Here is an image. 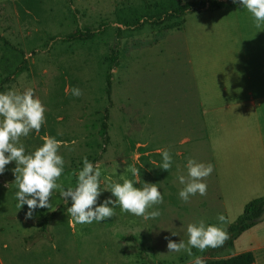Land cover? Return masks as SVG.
I'll use <instances>...</instances> for the list:
<instances>
[{
  "label": "rangeland",
  "instance_id": "obj_1",
  "mask_svg": "<svg viewBox=\"0 0 264 264\" xmlns=\"http://www.w3.org/2000/svg\"><path fill=\"white\" fill-rule=\"evenodd\" d=\"M196 1L0 0V93L32 88L45 108L40 132L20 139L25 153L40 147L45 136L75 141L72 150L58 151L65 162L58 183L74 188L72 173L83 168L86 157L101 170L97 205L115 200L103 190L106 178L136 179L129 166L140 170L134 187L156 184L163 196V203L148 210L161 215L147 221L116 207L111 218L76 224L66 211L70 198L65 205L54 190L51 207L37 208L26 219L27 205L17 208L16 165L10 162L0 174V264H192L195 258L185 251L168 252V240L187 244V225L200 220L226 230L217 219L222 208L211 174L202 181L206 195L197 193L188 202L179 198L184 185L178 177L187 176L188 159L208 165L204 146L202 152L191 141L177 145L190 133L202 134L197 106L173 104L179 88L189 85L188 27L214 16L187 12L178 30L181 17L174 8ZM225 1L218 3L229 8ZM239 6L217 14L239 17L244 9ZM245 24L249 29H241ZM232 26L235 33L255 32L251 21ZM72 88L82 95L73 96ZM163 149L172 157L168 171L159 168ZM247 236L234 243L235 251L251 243ZM222 247L211 248L207 261L224 257Z\"/></svg>",
  "mask_w": 264,
  "mask_h": 264
},
{
  "label": "crops",
  "instance_id": "obj_2",
  "mask_svg": "<svg viewBox=\"0 0 264 264\" xmlns=\"http://www.w3.org/2000/svg\"><path fill=\"white\" fill-rule=\"evenodd\" d=\"M222 3L206 4L199 11L188 12H211L214 16L188 27L185 63L189 85L188 89L184 85L179 88V99L173 104L186 105L188 110L190 104L197 106L199 118L195 120L202 134L190 133L177 145L191 141L198 143L197 150L204 146L207 164L213 167L210 179L227 221L224 223L227 231L246 203L264 195V22L256 27L246 9L239 17H230L227 12L217 14L220 9L240 7L239 2H229V8ZM184 15L180 16L178 30ZM231 19L251 21L255 32L235 33ZM241 29L249 26L245 24ZM245 233L251 243L235 251L234 243ZM191 250L194 258L199 255L207 260L212 256L211 248L204 252ZM221 250L226 254L221 259L250 252L252 264H264V219Z\"/></svg>",
  "mask_w": 264,
  "mask_h": 264
},
{
  "label": "clouds",
  "instance_id": "obj_3",
  "mask_svg": "<svg viewBox=\"0 0 264 264\" xmlns=\"http://www.w3.org/2000/svg\"><path fill=\"white\" fill-rule=\"evenodd\" d=\"M237 3V0H232ZM242 8L246 9L254 19L256 27L264 22V0H238ZM71 94L79 97L82 92L79 88H72ZM45 108L43 103L34 96V90L28 88L23 92L8 91L0 93V174H3L10 162H15L13 173L14 183L17 187L15 198L17 208L27 205L28 211L25 218H32L33 211L37 208L51 207L50 197L53 191L58 190L65 205L71 200V206L66 211L76 224H91L93 221L101 222L115 215L114 209L120 208L122 213H129L145 220L161 215L159 210L148 211L154 205L163 203V196L156 184L143 183L142 187H134L140 183V170L129 166V171L136 179H124L123 183L113 182L106 178V187L103 190L111 192L115 200L108 198L97 205L101 195L100 188L101 170L99 165H93L85 157L83 168L72 175L76 177V186L64 188L58 180L64 172V159L58 154L61 147L71 149V144L57 140L54 137H43V144L32 153L26 154L21 137H27L30 132H40L45 123ZM162 156L159 168L168 171L172 165V157L167 149L158 150ZM187 176L180 175L179 183L184 187L179 191V198L188 202L190 196L197 193L206 195L207 185L202 182L213 171L211 164L205 165L194 159H188ZM109 205H112L111 207ZM221 223H226L224 215H218ZM187 244L180 241L175 243L168 240V252L185 251L192 256V248L201 252L209 248L222 247L230 239L229 233L218 226H206L203 220L199 223L187 225ZM176 235L175 233H172ZM165 239H168L165 237ZM193 264H206L201 257H195Z\"/></svg>",
  "mask_w": 264,
  "mask_h": 264
},
{
  "label": "trees",
  "instance_id": "obj_4",
  "mask_svg": "<svg viewBox=\"0 0 264 264\" xmlns=\"http://www.w3.org/2000/svg\"><path fill=\"white\" fill-rule=\"evenodd\" d=\"M218 1L219 0H199L192 3L178 5L174 8L173 13H175L177 16H182L189 11H199L203 9L206 4L216 5ZM226 1L232 2V0ZM263 205L264 195L262 198L251 200L245 204L242 213L237 217L236 221L227 229V232L230 235V239L228 242H230L242 232L256 224L254 222V219L257 218L263 211ZM42 225L44 226V222L42 223ZM205 261L206 264H252L253 256L250 252H243L223 259Z\"/></svg>",
  "mask_w": 264,
  "mask_h": 264
},
{
  "label": "water",
  "instance_id": "obj_5",
  "mask_svg": "<svg viewBox=\"0 0 264 264\" xmlns=\"http://www.w3.org/2000/svg\"><path fill=\"white\" fill-rule=\"evenodd\" d=\"M263 219H264V205H263V211L260 213V215L257 218L254 219V222L257 223Z\"/></svg>",
  "mask_w": 264,
  "mask_h": 264
}]
</instances>
